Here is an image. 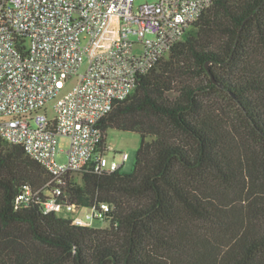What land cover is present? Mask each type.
I'll use <instances>...</instances> for the list:
<instances>
[{
	"label": "trees",
	"instance_id": "1",
	"mask_svg": "<svg viewBox=\"0 0 264 264\" xmlns=\"http://www.w3.org/2000/svg\"><path fill=\"white\" fill-rule=\"evenodd\" d=\"M192 27L98 124L101 153L111 128L140 135L134 168L66 175L62 199L108 203L107 227L46 213L52 175L0 136V264H264V0H215Z\"/></svg>",
	"mask_w": 264,
	"mask_h": 264
},
{
	"label": "built area",
	"instance_id": "2",
	"mask_svg": "<svg viewBox=\"0 0 264 264\" xmlns=\"http://www.w3.org/2000/svg\"><path fill=\"white\" fill-rule=\"evenodd\" d=\"M215 0H0V136L22 145L52 175L44 210L72 218L76 225L104 220L108 203L84 209L63 200L66 175L92 168L122 169L98 151V124L117 101L136 89L138 77L184 39ZM86 62V69L79 72ZM71 90L55 103L68 80ZM70 137L68 159L57 160L59 136ZM40 190L27 184L17 207L37 201ZM74 215H70V214Z\"/></svg>",
	"mask_w": 264,
	"mask_h": 264
},
{
	"label": "rangeland",
	"instance_id": "3",
	"mask_svg": "<svg viewBox=\"0 0 264 264\" xmlns=\"http://www.w3.org/2000/svg\"><path fill=\"white\" fill-rule=\"evenodd\" d=\"M142 1L143 0H136V4H139ZM192 28L193 27H191L190 29H192ZM86 64H87L86 62H84L82 64V66L80 67V70H79L80 73L85 71ZM75 82H76V78L68 80L65 87L59 93V95L56 98L51 99L46 104L47 112L49 115H51V116L55 115L54 106H55L57 99L59 97H61L62 95H64L69 90H71L72 87L74 86ZM222 101H223L224 107H226L230 112H232L234 114V116L236 117V119L238 120V123L244 127L246 122H245V119L243 117L242 110L238 107V105L236 103H234L233 101L228 100V99H223ZM140 140H141V137L136 132L123 131V130L111 128L107 131V143H108V145L112 146L116 150V152L108 151L107 154L112 158L114 157L118 163H122L123 152L124 151L128 152L130 155V158L127 160V162L123 166L122 170L126 171V172L131 171L134 168L136 152H137V148L140 145ZM70 144H71L70 137L65 136V135L59 136V143H58V147H57L58 153H57V157H56L59 162L67 161L68 149L70 147ZM75 176L78 179V181H81L80 172L75 173ZM87 211H91V208L84 207V209L79 211L77 214L80 216H84ZM70 215H74V214L72 213ZM109 223H110L109 220L98 219V220H94L92 222V225L95 227L104 228V227H107L109 225Z\"/></svg>",
	"mask_w": 264,
	"mask_h": 264
}]
</instances>
